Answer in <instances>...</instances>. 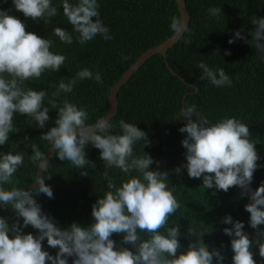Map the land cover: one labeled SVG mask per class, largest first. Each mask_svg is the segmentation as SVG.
I'll list each match as a JSON object with an SVG mask.
<instances>
[{"label": "clouds", "instance_id": "obj_1", "mask_svg": "<svg viewBox=\"0 0 264 264\" xmlns=\"http://www.w3.org/2000/svg\"><path fill=\"white\" fill-rule=\"evenodd\" d=\"M11 3L24 17L42 20L45 25H51L58 12L52 0H11ZM99 8L98 0H60L62 15L71 25V32L55 26L51 29L52 36L66 45H72V33L78 34L76 42L81 45L97 35L110 41L113 37ZM218 11L209 9L212 15ZM183 24L184 20L176 16L170 18L173 32L177 33ZM252 24L255 28L249 32L251 40L245 43L264 60V17H257ZM25 27L21 19L0 9V146L15 132L14 113L30 117L31 123L34 120L40 128L46 127L50 119L47 104L57 110L55 126L40 139L55 150L59 160L68 161L77 169L94 168L85 151L91 144L106 162V174L119 169L122 176L119 185L108 181L107 190L92 205V223L84 226L72 222L61 227L42 211L35 199L38 193L52 198L53 191L45 183L46 178H38V187L31 192L18 186L20 181L15 174L22 168L26 155L40 169L44 170L48 164L37 144L28 145L30 155L13 149L0 152V210L11 209L13 216L22 220L10 225L7 217L0 216V264H69V258L71 264H214V258L215 264H224L222 252L217 248L209 250L201 239L209 231L201 235L193 227H188L187 232L196 237L195 241L177 254L181 249L178 237L182 233L178 223L169 226V217L180 204L168 186V172L150 170L153 158L144 151L142 155L134 153L137 142L143 141V148L149 143L143 130L121 118L120 134H112L110 130L115 126L105 117L89 123V113L84 107L67 99L57 105L56 98L61 93H71L78 81L94 79L101 83V72L81 68L67 82L60 79L50 97L45 89L25 85L45 72H57L66 60L64 54L52 50L53 40L26 31ZM244 39L236 31L228 43ZM224 54L230 55V50L226 49ZM197 67L201 70V80L215 87L231 86L232 80L224 68L213 69L205 62ZM175 117L186 121L178 131L187 134L181 145L186 149V163L182 167L189 178H202L204 189L227 192L236 186L242 196H247L249 202L244 208L250 214L249 226L257 230V238L250 239L244 231V222L234 220L231 215L223 218V224L231 225L224 227L223 233L230 237L231 264H257L250 249L257 244L259 257L264 258V228L258 227L264 225V183L255 190L250 187L259 157L248 125L227 115L211 122L194 103L185 104ZM175 171L179 172L180 168ZM28 226L37 230L35 235L24 232ZM113 233L121 235L120 244L110 238ZM42 242L55 249V254L45 250Z\"/></svg>", "mask_w": 264, "mask_h": 264}, {"label": "trees", "instance_id": "obj_2", "mask_svg": "<svg viewBox=\"0 0 264 264\" xmlns=\"http://www.w3.org/2000/svg\"><path fill=\"white\" fill-rule=\"evenodd\" d=\"M185 1L191 14L187 31L169 48L167 59L160 53L154 54L123 85L118 94L119 111L110 120L115 128L110 131L120 134L118 123L121 118L135 123L146 133L149 143L143 148V141L137 142L134 153L142 155L144 151L153 158L150 170L168 172V186L180 204L177 212L169 217V226L173 222L178 223L182 233L178 237L181 249L177 254L195 241L196 237L187 232L188 227H193L201 235L209 231L202 235V241L209 250L217 248L222 252L224 264H231L233 253L230 237L223 233V228L231 225H225L222 221L226 215L243 221L244 231L250 239L255 240L257 230L249 226L250 214L244 208L249 201L236 186L230 187L227 192L204 189L202 178H189L182 167L186 163V149L181 141L187 134L178 131L186 121L175 116L185 104L194 103L211 122L227 115L246 123L259 157L250 187L255 190L264 183V60L245 43V40H251L249 32L255 28L252 20L264 17V0ZM52 2L58 12L52 18L51 25L24 17L14 8L11 0H0V9L21 19L26 31L53 40L52 50L66 57L65 64L57 72H45L39 79L26 81V86L36 90L45 89L50 97L60 79L67 82V78L74 76L81 68L101 72V83L97 84L94 79L78 81L71 93H61L56 98L57 105H62L63 100L67 99L84 107L89 113V123L102 118L109 111L111 87L123 72L143 52L174 33L170 28V18L176 16L181 19L176 0H98L101 18L113 38L105 41L97 35L81 45L76 42L78 34L72 33L73 43L66 45L52 36L51 29L61 26L71 32V25L62 15L60 0ZM211 8L219 9L218 13L210 14ZM92 19L95 20V17ZM236 31H240L245 39L229 44V38ZM226 49L230 50V55L224 54ZM167 61L186 82L170 70ZM200 62L207 63L213 69L224 68L232 80L231 86L215 87L207 80H201V70L197 67ZM185 95L187 97L183 103ZM45 106L49 107L50 119L44 128L38 127L34 120L31 123L30 117L14 113L15 132L10 133L9 141L0 146V152L13 149L30 155L28 145L36 143L46 155L49 145L40 137L55 126L57 110L50 105ZM192 119L195 120V117ZM85 151L94 168L77 169L68 161L59 160L55 154L45 167V183L52 188L53 196L49 198L42 193L40 205L42 211L53 217L61 227L72 222L84 226L92 223V205L107 190L108 181L119 185L122 176L119 169H111L106 174V162L99 158V150L91 144L86 146ZM38 167L26 155L22 168L15 174L20 181L18 186L27 188L34 183ZM177 168H180L179 172L175 171ZM35 199L38 203L39 193ZM0 216L7 217L10 225L18 220L8 208L0 210ZM258 227L264 228V225ZM36 231L31 226L24 228L25 233L35 235ZM110 238L118 244L122 241L120 234L113 233ZM42 246L50 254H55L56 250L48 248L46 242H42ZM123 246L131 248V245ZM250 250L257 264H264V258L258 254V245L253 244Z\"/></svg>", "mask_w": 264, "mask_h": 264}, {"label": "water", "instance_id": "obj_3", "mask_svg": "<svg viewBox=\"0 0 264 264\" xmlns=\"http://www.w3.org/2000/svg\"><path fill=\"white\" fill-rule=\"evenodd\" d=\"M180 13H181V19L184 20V24L182 25L181 29L176 33L174 32L169 38L164 40L163 42L159 43L156 46H153L143 52L121 75L119 80L111 87L110 95H109V104H110V109L109 111L103 116L105 119L111 120L112 117H114L118 111H119V91L123 87L124 84L128 82V80L131 78V76L146 62L148 58L153 56L154 54L160 53L165 56L167 59V51L169 48H171L174 44H176L181 37L185 34L187 31L189 25H190V20H191V14L189 11V8L187 6V3L185 0H176ZM167 65L169 66L170 70L174 72L177 76L182 78L178 73H176L172 67L170 66L169 62L167 61ZM183 79V78H182ZM184 80V79H183ZM185 81V80H184ZM186 82V81H185ZM191 85V84H188ZM192 86V85H191ZM187 95L184 96L183 103L186 100ZM102 117V118H103ZM55 154L54 149H49L48 152L45 155V158L48 162L51 161L52 157ZM38 178H45V168L40 169L38 167L37 171V179ZM36 179V180H37ZM38 187V182L32 183L29 187L26 188L27 191L31 192L33 191L34 188ZM41 197L42 193H39V200L38 204L41 202ZM18 220H21V218L18 217ZM17 220V221H18ZM14 233L12 234V236Z\"/></svg>", "mask_w": 264, "mask_h": 264}]
</instances>
